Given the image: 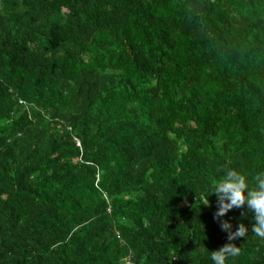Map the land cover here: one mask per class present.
I'll return each mask as SVG.
<instances>
[{
	"label": "trees",
	"instance_id": "obj_1",
	"mask_svg": "<svg viewBox=\"0 0 264 264\" xmlns=\"http://www.w3.org/2000/svg\"><path fill=\"white\" fill-rule=\"evenodd\" d=\"M226 168L264 170V0H0V264H213Z\"/></svg>",
	"mask_w": 264,
	"mask_h": 264
},
{
	"label": "clouds",
	"instance_id": "obj_2",
	"mask_svg": "<svg viewBox=\"0 0 264 264\" xmlns=\"http://www.w3.org/2000/svg\"><path fill=\"white\" fill-rule=\"evenodd\" d=\"M213 193L217 196V208L214 219L220 222L221 229L228 233V243L218 250L211 251L213 264H228L230 257H236L241 253V247H237L232 241L246 237L249 229L244 223H239L237 230L232 231V224L227 220H221L230 210L242 208L245 205L249 212L253 213L254 223L252 233L264 239V170L252 175L237 168H226L223 175L212 185ZM199 194L197 193V199ZM203 205L210 206L208 197ZM245 217L247 213H243Z\"/></svg>",
	"mask_w": 264,
	"mask_h": 264
}]
</instances>
